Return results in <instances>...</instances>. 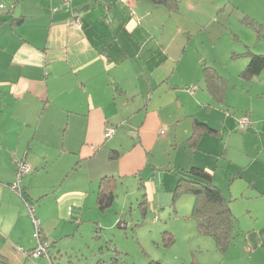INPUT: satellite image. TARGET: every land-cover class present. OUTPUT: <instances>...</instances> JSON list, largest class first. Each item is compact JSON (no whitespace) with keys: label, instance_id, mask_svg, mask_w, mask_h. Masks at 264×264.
Returning <instances> with one entry per match:
<instances>
[{"label":"crops","instance_id":"crops-1","mask_svg":"<svg viewBox=\"0 0 264 264\" xmlns=\"http://www.w3.org/2000/svg\"><path fill=\"white\" fill-rule=\"evenodd\" d=\"M0 3V264L40 260L27 258L36 243L31 208L50 245L98 219L104 176L114 191L136 185L143 217L150 201L164 206L180 196H173L176 173L192 166L208 172L229 203L237 180L264 196V69L242 78L249 49L246 59H231L230 74L208 63L192 43L209 21L203 0ZM203 64L225 78L221 100L206 87ZM242 116L251 123L247 134L236 132ZM194 121L215 132L191 145ZM15 160L29 167L20 193L10 188ZM252 230L243 244L253 263L264 264V223Z\"/></svg>","mask_w":264,"mask_h":264},{"label":"rangeland","instance_id":"rangeland-1","mask_svg":"<svg viewBox=\"0 0 264 264\" xmlns=\"http://www.w3.org/2000/svg\"><path fill=\"white\" fill-rule=\"evenodd\" d=\"M203 2L209 5L205 14L209 21L202 35H194L192 43L207 52L208 63L215 64L219 72L230 74L229 71L233 69L231 59H246V54H243L246 49L254 53H264V26H260L258 35L251 26L250 19L245 18L253 16L264 22V2ZM201 38H205L210 45H202ZM260 96L264 100V95ZM230 98L233 101L241 100L237 97ZM238 125L239 123L236 132L239 134L252 131L251 123L244 129ZM249 141L247 139L245 142ZM237 181L239 182L233 188L238 197L231 199L229 203L234 217L232 233L236 241L225 252L216 249L211 237L198 234L196 221L190 216L195 201L192 194L182 193L174 200L170 195V200L164 206L150 201L143 217L137 206L140 193L134 192L136 185L119 183L115 189L113 204L103 212H98V219L86 221L72 236L56 239L49 247L51 258L41 256L37 263L147 264L152 259L160 264H256L253 263V251L247 250L243 239L245 240V236L253 228L256 229L264 223V196L247 188L246 180ZM167 231L172 233L171 242L168 240L169 234L164 233Z\"/></svg>","mask_w":264,"mask_h":264},{"label":"trees","instance_id":"trees-1","mask_svg":"<svg viewBox=\"0 0 264 264\" xmlns=\"http://www.w3.org/2000/svg\"><path fill=\"white\" fill-rule=\"evenodd\" d=\"M149 1L159 5L163 4L168 7H174L178 0ZM251 23L258 31L261 25L255 24L252 20ZM246 54L248 55V61L239 74L242 78L251 79L264 69V54H256L247 50ZM201 70L206 87L211 91L215 99L221 100L225 78L217 72L214 66L203 64ZM203 131L215 132L204 122L194 121V130L190 137L191 145L197 143L199 135ZM176 175L177 184L173 190V196L176 197L182 193L194 196L195 201L190 216L196 221L198 234L211 237L216 249L220 252H225L234 239V234L232 233L234 217L229 200L214 185L211 175L202 168L192 166L185 171L177 172ZM115 196L112 177L104 176L100 181L96 197L99 210L103 211L110 207ZM137 202V206L140 208L141 213H143L144 195H141ZM164 233L169 234L168 240L171 242L173 240L172 233L169 231ZM109 264L116 263L112 262ZM147 264H160V262L150 259Z\"/></svg>","mask_w":264,"mask_h":264},{"label":"built area","instance_id":"built-area-1","mask_svg":"<svg viewBox=\"0 0 264 264\" xmlns=\"http://www.w3.org/2000/svg\"><path fill=\"white\" fill-rule=\"evenodd\" d=\"M71 0H63L64 3H68ZM120 2H126V0H117ZM4 5L2 3H0V8H3ZM56 10V8L54 9ZM73 23L74 25L80 27L81 26V21L80 18L78 17V15H74L73 18ZM239 123V127H241L242 129L247 128L248 125V118L246 116H242L239 118L238 120ZM114 132V128H108L105 132V137H110ZM14 165H15V180L13 181V183L10 184V188L15 191V192H19L21 191V186H20V182L22 180V177L29 171V167L28 165L24 162V160H15L14 161ZM29 215L31 216L32 219V223L35 229V237H36V243L35 246L33 247L32 250H30L27 254V258L28 259H35L38 258L40 256H44L46 258L50 259V254H49V247L50 244L47 240L42 239L40 237L39 234V230H40V222L38 219H36L33 215V211L32 208L29 209Z\"/></svg>","mask_w":264,"mask_h":264}]
</instances>
